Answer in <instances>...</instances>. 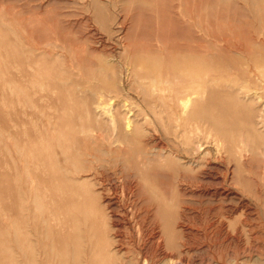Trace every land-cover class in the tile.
Instances as JSON below:
<instances>
[{
	"label": "rangeland",
	"instance_id": "obj_1",
	"mask_svg": "<svg viewBox=\"0 0 264 264\" xmlns=\"http://www.w3.org/2000/svg\"><path fill=\"white\" fill-rule=\"evenodd\" d=\"M0 264H264V0H0Z\"/></svg>",
	"mask_w": 264,
	"mask_h": 264
},
{
	"label": "bare ground",
	"instance_id": "obj_2",
	"mask_svg": "<svg viewBox=\"0 0 264 264\" xmlns=\"http://www.w3.org/2000/svg\"><path fill=\"white\" fill-rule=\"evenodd\" d=\"M200 70V69H199ZM193 74V73H192ZM200 74V73H199ZM261 76V75H260ZM210 80V79H209ZM209 80H207V81H209ZM214 81V80H213ZM227 81V80H226ZM214 83H216V82H214ZM169 84V83H168ZM198 84V83H197ZM231 84V83H230ZM191 85V84H190ZM201 85V84H200ZM225 86V85H224ZM171 87V86H170ZM222 87V86H221ZM183 88V87H182ZM207 88V87H206ZM223 88V87H222ZM177 89V88H176ZM231 89V88H230ZM235 89V88H234ZM227 90H229V89H227ZM226 90V91H227ZM246 90V89H245ZM193 91V90H192ZM203 91V90H202ZM213 91V90H212ZM235 91V90H234ZM183 93V92H182ZM202 93V92H201ZM200 93V94H201ZM188 95V94H187ZM181 97V96H180ZM194 99V98H193ZM193 101V100H192ZM187 102H189V100H186V102L183 104V107L184 108H186L187 107ZM200 105V104H199ZM164 106V105H163ZM107 107V106H106ZM111 107V106H110ZM105 108V107H104ZM181 108V107H180ZM120 110V109H119ZM222 110V109H221ZM224 110V109H223ZM124 111V110H123ZM219 111V110H218ZM244 111V110H243ZM247 111V110H246ZM250 111V110H249ZM120 112V111H119ZM122 112V111H121ZM110 113V112H109ZM242 113V112H241ZM119 115V114H118ZM212 115V114H211ZM202 116V115H201ZM207 116H209V115H207ZM229 116V115H228ZM243 116H244V114H243ZM242 116V117H243ZM247 116V115H246ZM249 116V115H248ZM203 117V116H202ZM121 118V117H120ZM190 118V117H189ZM236 118V117H235ZM184 119V118H183ZM226 119H227V117H226ZM237 119V118H236ZM118 120V119H117ZM220 120V119H219ZM228 120V119H227ZM226 121V120H225ZM239 126V125H238ZM256 126V125H255ZM130 127H131V121L130 120H126L125 121V124H124V129L126 130V131H128L129 132V129H130ZM226 127V126H225ZM221 129V128H220ZM237 129H235V131H236ZM248 130V129H247ZM258 131H260V130H258ZM124 133V132H123ZM130 133H132V132H130ZM251 133V132H250ZM249 133V134H250ZM125 134V133H124ZM221 134V133H220ZM239 134V133H238ZM123 136V135H122ZM225 137V136H224ZM117 138V137H116ZM143 138V137H142ZM208 139H209V137H208ZM223 139V138H222ZM215 141L216 140H214V144H216L217 143V141H216V143H215ZM143 142V141H142ZM222 143H223V141H222ZM224 143H226V142H224ZM117 144V143H116ZM220 144V143H219ZM222 145V144H221ZM216 146H217V144H216ZM219 146V145H218ZM156 149V148H155ZM222 149V148H221ZM121 150V149H120ZM217 150V149H216ZM108 152V151H107ZM153 155V154H152ZM167 155V154H166ZM169 155H171V154H169ZM160 156V155H159ZM163 156H165V155H163ZM166 157V156H165ZM144 160V159H143ZM100 161V160H99ZM103 161V160H102ZM145 161V160H144ZM150 161V160H149ZM179 162V161H178ZM156 163V162H155ZM147 165V164H146ZM152 167V166H151ZM86 177V176H85ZM77 181V180H76ZM88 182V181H87ZM112 202V201H111ZM103 211V210H102ZM159 217H160V215H159ZM158 218V217H157ZM164 221V220H163ZM110 227V226H109ZM166 234V233H165ZM108 235V234H107ZM176 236V235H175ZM154 237V236H153ZM102 241V240H101ZM175 241V240H174ZM101 243V242H100ZM116 243V242H115ZM155 244V243H154ZM108 252V251H107ZM110 254V253H109ZM166 254V253H165ZM114 255H115V253H114ZM97 257V256H96ZM116 257V256H115ZM162 257V256H161ZM99 262V261H98Z\"/></svg>",
	"mask_w": 264,
	"mask_h": 264
}]
</instances>
